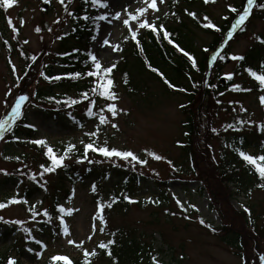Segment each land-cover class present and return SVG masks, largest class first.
<instances>
[{
	"label": "rangeland",
	"instance_id": "1",
	"mask_svg": "<svg viewBox=\"0 0 264 264\" xmlns=\"http://www.w3.org/2000/svg\"><path fill=\"white\" fill-rule=\"evenodd\" d=\"M77 1L74 0V3L70 5V10L74 11L77 9ZM171 1L173 0H165L164 4H159L158 0L160 12L155 14L160 16L158 23H163L166 29L169 28L170 24L176 22V16L171 15L172 12H176L174 3V8L172 6L167 7V4ZM239 1L216 0V3L206 5L204 0H196L191 5H186V7L188 10L195 11L198 17H200V21H202L204 15H208L213 23L218 25L223 21V15L227 14L228 5L236 4ZM125 4L128 5L129 11H135L136 7L144 6L142 3L132 2V0H119L115 10H121V5ZM45 8H49V12L44 11ZM184 9L182 8V10ZM94 11L98 15L101 10L95 9ZM165 12L168 13L167 16L164 15ZM185 14L183 11L182 16ZM185 16L183 19L189 23L188 25L191 31H193V40L196 44L203 45L208 43L210 40L209 35L204 30L194 27L192 22H190L191 17L187 14ZM6 17H11L14 24L20 29L17 39H13V33L7 24ZM21 17L25 20L22 28H20ZM57 17L61 20V24H58V26L54 23ZM152 18L154 16L150 12L149 19L151 20ZM68 19L71 20L72 18L67 16L58 0H50L49 3H45L44 0H18V4L10 9L5 10L0 8V118H3L7 114L3 104L6 98L8 103L12 104L16 96L27 93L30 96V100L24 106V113L28 114V121L35 125L36 136L34 139L46 138L52 146L57 145L60 139L70 140V142H74L77 145H80L81 140L90 142V139H96L99 144H102L106 140L110 147L133 151L142 159L147 160V164L141 165L136 161H131V158L128 161L118 157L109 159L98 153L89 152V160L92 159L94 160L93 162L97 163L99 169L102 171V175L100 178L95 177L94 179L92 178L72 185L71 192L75 188V196L68 203H65V207L79 209V211L73 212L71 216H65L66 223L69 225L70 235L64 236L62 234L57 219L58 230L54 234L52 233V236L43 239L47 245L43 255L31 262L27 258H22L25 264H46L51 256L57 254L66 255L73 261L75 258L83 255V251L81 248L76 247L75 244L69 245L67 243L69 239L76 241V243L83 240L85 242L83 247L91 251L100 241L108 238L107 235H109V231L111 230L113 232L122 231L125 235L138 238L140 241L139 246L146 251V255L142 254L141 257L145 259L147 257L148 260L152 261L151 256L157 255L161 264H242V257L245 258L247 264H260L258 257L264 254V224L262 225L264 217L262 216L258 220L257 226H259L260 232L256 235H253V231L250 229V221L252 222V211L255 215L264 210V189L255 186L248 191L244 190L242 193L237 194L235 192L236 189L233 188V194L228 199L227 195L229 191L223 188L224 185L222 184L220 190L226 194L223 196L229 200V204L224 210L220 211L216 207L217 203L212 201L210 190L204 188L202 192L198 191L200 186L205 183L191 173H184L185 171H189L190 166L188 165L189 162L186 163L183 149L180 147L181 141L185 139L184 135L186 132L183 124L187 116L184 114V108H179V105L188 104L185 97L183 98L179 94L172 95L166 93L163 89L165 85L153 79H147L144 82L146 92L141 93L140 96L129 95L117 83L114 91L119 96V100L116 103L119 108L125 109L126 112H121L114 119L110 113L105 112L110 123L101 126L98 138H89L85 135L86 132L95 130L98 117H94L95 120L90 122L89 125L77 128V126H73V123L52 121L40 116L37 109L34 112L33 108L42 102L36 99L32 93L36 92L35 87L44 85L39 73L42 71L41 64H45V61L48 60L47 56L50 52H47L46 49L54 50L57 44L56 36L70 29L69 24L65 23ZM99 23V29L95 27L92 32V35L97 36V41H93L90 38L86 48L87 51L92 50L97 54L102 65L109 66L111 63H115L120 56V51H112L111 46L119 44L124 36H130V33L128 32V28L123 25L122 20H113L111 24L106 21ZM132 23L135 26L134 22ZM37 25L42 27L41 33L34 31ZM246 26L248 29L245 33L242 36L235 37L231 41L227 55H243L246 49L256 42L255 36L257 34L264 36V21L262 19L250 17ZM49 27L53 29L52 32L47 31ZM144 31L146 30H141L138 38ZM104 37L109 39L110 44L101 48L100 44ZM25 39L29 41L27 45L23 44ZM4 40H8L11 44L19 43L20 49H23L26 59L25 56L18 55V51L10 53L7 46L3 43ZM32 55L37 56L35 63L30 59ZM9 57L17 67V75H22L25 71L28 73L19 82V87H16L17 80L12 73L11 65L8 63ZM28 64H32V67L28 68ZM235 64L236 61L226 60L222 69V79L226 80L224 77L225 73H235L233 72ZM194 76V79L193 76L191 79L188 77L189 82L194 83L198 80L197 75L195 74ZM233 77L232 82L234 81V84L241 85V88H250L252 91L227 90L222 96H219L220 103L214 105L215 102L211 100V105L206 104V106L201 108L203 113L201 112V119H198L199 129L195 140L201 144L200 148H202L203 152L201 155L207 167L211 166L214 168L217 160L216 157L224 148L223 143L225 138L237 132L231 129L227 132L224 130L230 121H236L238 118H241L254 120L257 122V125L260 122H264V106H261L258 100V97L264 93L258 90V82L250 77L247 71L241 76L235 73ZM9 88L12 90L11 95L5 97V93ZM95 96L90 93L92 99H95ZM216 97L218 96L216 95ZM230 101L234 103H229ZM109 102L112 101L101 98L93 111L99 112V109ZM41 105L45 104L41 103ZM52 105H54L52 107H55L56 103L53 101ZM240 105H243L248 110L247 113L240 112ZM77 106L81 110H86L84 104L80 103ZM208 107H210V114L204 115V111ZM190 108L192 109V107ZM234 108L236 111H233ZM69 109L74 111L73 106ZM112 123L117 124L119 127L113 128L111 126ZM209 126L215 128L217 131L209 133ZM256 127V125H245L241 130L248 134L254 132L255 135L250 134L249 137L255 139L256 144L247 149V152L254 155L264 149V133L257 134L255 132L257 130ZM10 134L6 133L5 139L0 140V169L7 170V173L11 172L15 166H19L18 164L21 165L22 161L20 159L16 160L15 157L20 158V154H27L31 157L38 151L33 150L28 145H16L13 149L17 148L21 153L16 155L13 153L7 154L5 152L7 146L5 145L10 139ZM209 145H211V148L208 147ZM39 148L41 152L43 151L46 160H48L44 154L46 149L40 146ZM145 149L148 151L145 152ZM148 152H155L165 157V159L157 161L148 155ZM92 153H95V155ZM5 157H12V159H5ZM168 161L172 163L169 164ZM112 165L124 167L133 172L137 171L155 180L165 181V192L169 194L168 204L152 203L147 199L151 197L153 200H156L155 196L149 193L153 188L139 189L134 194H129L128 196L137 202L140 199H145L146 201H141V203L137 204V202L129 203L122 198L125 203L129 204L128 208H122L119 205V200L112 204L110 208L106 207L103 212L107 220L105 232H99L100 223L97 221V232L92 240H88L87 237L91 234L93 223L92 217L95 215L97 209L98 196L102 201L107 203L113 196H116V193L120 189L117 180L110 178V175L105 172ZM32 168L34 169L35 167ZM35 169L38 170L39 168L36 167ZM2 175L4 176V173L0 172V177ZM47 176L46 187L50 190L51 181L54 178L50 175ZM92 183H96L98 186L97 194L91 192ZM17 186L18 184L7 186L0 184V201H6L13 196L22 198L21 192L17 190ZM231 188H229L230 192H232ZM249 192L251 193L250 195ZM174 196L185 204L187 212H183L178 207ZM40 201L43 203H39ZM33 204L36 205L38 212H42L43 209H48L47 207L50 206L51 200L42 197V194L39 192L37 197L27 205L23 203L13 204L6 209H0V216H3L5 219L28 221L27 227L33 228L37 222L29 221L30 213L27 210ZM190 205H195L196 208H192ZM242 205L251 210V216L244 212ZM232 208L236 210V213H233L234 215L232 214ZM239 212H244L247 222L244 221ZM172 213H175V215H172ZM226 213L228 214L226 215ZM185 216L191 217V219H186ZM229 217L231 220L233 219V225L236 229L244 232L245 244L241 248L230 242V238L223 232L222 225H225V227L231 225V220H227ZM40 218H43L42 215L38 217V220ZM200 218L204 219V225L199 223ZM207 225H211L215 231ZM11 242L10 239L0 237V252H9L10 255H16L13 250L8 251ZM102 263L104 262L95 261V264ZM113 264H116V262L114 261ZM141 264L143 263L141 262Z\"/></svg>",
	"mask_w": 264,
	"mask_h": 264
},
{
	"label": "trees",
	"instance_id": "2",
	"mask_svg": "<svg viewBox=\"0 0 264 264\" xmlns=\"http://www.w3.org/2000/svg\"><path fill=\"white\" fill-rule=\"evenodd\" d=\"M195 1L196 0H182L177 4H174L176 7L175 13L177 14L175 17L176 22L174 24H170L167 30L172 33V39L176 44H179L186 51L196 57L198 64L197 69H193L191 67L190 61L182 53L177 51L173 44H169L166 40L163 39L162 36L161 39L157 40L154 34L150 30H147L142 32V34L138 38L140 39L141 45L144 49L143 54L139 52L137 45L131 39L122 41V43L120 44L122 51H120V56L115 62L117 63V67L113 70L111 78L114 80L115 86H117L118 83L119 86L122 87L124 91L129 95L134 94V96H140L141 93H145L146 91L144 89V82H146L147 79H153L165 85L163 89L166 93L172 95L179 94L182 95L183 98L185 97L187 99L186 102H188V104L183 110L185 116H187L183 124L185 132L187 134L185 133V139L181 141L180 147L181 149H183L186 163L189 162L188 165L190 166V168L189 171H185L184 173H191L196 178H199L205 183L200 186L198 191L202 192L204 188L210 190L212 201H215L217 203L216 207H218V211H220L224 210V208L228 206V199L229 196L233 194V188L236 189L235 192L238 194L242 193V191L244 190L248 191L257 186L259 183H264V181H260L258 179V175L254 172V170L250 166L246 165V163L243 162L233 151V147L239 146L241 140L243 141V150L246 152L250 146L256 144L255 139L249 137V135L254 134V132L248 134L243 131H239L228 135V138L226 137L223 143L224 148L216 157L217 160L214 168H212L211 166L207 167L206 164H204V158L201 155L203 153L202 148H200L201 144L199 141L196 142L195 140L197 138L196 135L199 129L198 119H201V108L203 106H206V104H210L211 100L215 102L214 105L217 104V101L221 102V100L219 99L220 93L224 94V92H226L227 90H231V87L235 82H232V80L228 79H221L223 73L222 69L227 59H218L214 65L209 66V53L203 51V49L207 47L209 49V52L216 50V48L224 39V36L231 23L233 22L235 14L231 13L229 9L227 10V14L223 15V17L227 16L228 19H223V21H221V24L217 25L221 29L220 32H217L214 29H204L201 26L200 20H194L193 18H191L190 22H192V25L199 28L200 30H204L210 37L208 43L197 45L193 40V31H191V29L189 28V23H187V20L183 19V17H186V14L182 16V13L184 11L182 10V8H187L186 5H191ZM77 2L78 6L77 9L74 10V12L77 15H82L83 11L85 10V5L83 4L82 0H78ZM244 2L245 0H240L236 4H233V6L242 8ZM258 2H264V0H258ZM174 5L172 1L170 3V6L173 7ZM0 8L2 9L3 7L0 6ZM44 11L49 12V8H45ZM87 11H90V6L87 8ZM251 17L254 19L259 18L264 21V10L254 9ZM65 23L69 24L70 29L56 36H63V39L56 38L57 44L54 50L46 49L47 52H50L47 56L48 60L45 61V64H41L42 71L45 72L48 76L62 75L68 72L87 71V67L85 65V60L87 59L86 45H88V41L92 36L91 34L95 26L91 21L85 22L82 20L73 19H68V21H66ZM56 26L58 25L56 24ZM245 27L247 30L248 28L246 25ZM73 29H75V31H73ZM245 31H237L233 39H235V37L237 36H242ZM66 32L68 34L64 35ZM257 35L262 36L261 34ZM233 39L229 41L228 46L224 51V55L226 57L228 56L227 54L229 53V46ZM11 45V50L7 48L9 52L16 53V51H18V55H20V52L23 49H20L19 43H12ZM74 49H79L80 51L74 52ZM62 53H71V55H61ZM243 56L245 57L244 61H236L233 71L236 73V75L241 76L245 72V69L248 67L257 70L258 72L262 71V69H260V64L262 61H264V44H261L256 40L253 45L246 49V52L243 54ZM145 57H147V61L151 62L154 68H158L161 72H163L169 81L177 85L178 88H184L188 91L180 92L169 88L161 78V76L147 67ZM125 73L128 74L127 84L123 82ZM195 74L197 75L198 80H196L194 83L191 81L189 82L188 77L193 76L194 79ZM41 79L43 80L44 85L37 88L35 87V97L36 99L41 100V103H44L45 105H41V103L39 105L37 104V106L33 108L34 112L36 111L35 109H37V112L40 116H43L52 121L71 124L73 123V126L75 125L77 126V128H79L81 124L85 126L95 120L94 117H87L85 115V110H81L79 106H77L78 104L74 105V111H71L65 104H57L55 100L53 101L56 103V106L52 107L54 106L52 105L53 101H49L47 99L48 97H55L56 100L63 101L67 97L79 98V94L82 91L90 89L93 78H80L78 80L64 78L58 81L51 82L45 80L42 76ZM205 81H207V83H205ZM192 83L196 84L197 86L194 88ZM208 84H215L216 87H208ZM216 95L218 97H216ZM101 98L102 97H99L98 95L95 96V100L97 101L96 105H98ZM81 104H84L87 108V101H83ZM190 107H192V109ZM208 109L209 111H207ZM69 113H71V115H69ZM206 114H210V107L205 109L204 115ZM27 116L28 114H25V116L19 122H17L13 132L10 134L11 136L8 140V143H6L5 145L7 146L5 152L7 154L13 153L15 155L21 153L19 150H17V148L13 149V147H16V145H28L33 150L38 151L34 156L31 157L27 154H20V160L22 161L21 165L18 164L19 166H15V168L11 172H8L7 175H2L0 177V184L6 186L18 184L17 190L21 192L22 198H26L29 202H32L33 199L37 197V194L39 192L42 194V197L46 199L49 198V200H51V204L47 208L52 215V222L45 223L43 222L44 218H40V220H38L40 222L35 223L33 226V235L44 242L43 239L45 237L52 236V233L54 234L55 231L58 230V213L56 211V205L70 200L69 197L71 186L77 183H81L82 181H87L92 178L94 179L95 177L100 178L102 175V171L101 169H99V166L95 162L89 163L88 161H85L83 163H76V156L83 154V148L80 146V148L77 147L78 152L72 155L71 159L65 161L67 167L58 168L53 173H47L43 178L37 175V181H39V183H37L36 181H32L30 179L31 173L38 174L41 171L40 165H49V160H46L43 155V151H40L39 146L36 147L34 145L28 144V142L36 136V131L33 128L25 127V125L31 124L28 121ZM73 117H75V120L73 119ZM232 122L234 121H230L229 123ZM211 128L212 127L209 126V133L213 132V128ZM255 132L257 134L261 133L258 128ZM15 137H19L20 139L17 140L15 139ZM67 143L68 141H58L54 150H56L58 153L62 152L63 147ZM93 155H95V153ZM16 160L14 161L16 162ZM91 161L94 160L91 159ZM32 167H38L39 169H33ZM105 172L110 175V178H114L117 180L120 189L116 193V196L119 197V205L122 208L125 209L129 206V204L125 203L122 199L124 194L132 195L139 189L144 188H153V190L149 192L150 195L155 196L154 198L158 200L159 203L163 205L168 204L167 201L169 194L165 192V181H160L158 179L155 180L154 178L146 175L144 176L137 171L133 172L132 170L126 169L124 167L121 168L116 165L110 166L109 168H107V171L105 170ZM47 175H50L51 177L53 176L54 178V180L51 181L52 185L50 190H48V187L46 186V190L45 187H41V185H43L46 181ZM66 184L68 185L66 186ZM222 184L224 185L223 188L229 191L227 195L228 199H225L223 195L226 194H224V192L220 190V186ZM230 187H232V192H230ZM141 201L145 202L146 200L140 199L137 204L141 203ZM231 210L232 214L236 213V210H234L233 208ZM227 214L228 213H226V215ZM239 214L242 216L244 221L247 222L244 212H239ZM262 216L264 217V210L261 213H257L255 215L252 211V222L250 221V229L251 231H253V235H256L258 232H260L257 223ZM227 220L230 221L231 218L229 217V219ZM231 221V225H229L228 227L222 225L223 232H225V234L230 238V242L238 245L239 248H241L245 244L244 232L236 229V227L233 225L234 222ZM263 224L264 222H262V225ZM110 232L113 233L112 230L109 231V235H107L108 238H106L104 241L107 242V240L109 239L115 240V243L111 245L112 256H108L106 250H100L96 246L95 248H97L98 255L96 257L90 258L92 260V264H95V261L97 260L103 261L105 264H113L114 261L116 262V264H141V262L143 264H153V262L148 260L147 257L146 259L144 257H141L142 254L146 255V251L139 246L140 241L138 238L125 235V233H123L122 231H115L116 235L113 237ZM25 235L26 234L21 231L20 227H18L17 225L5 224L3 222H0V237H4L12 241L9 245L10 248L8 249V251L13 250L16 254L10 255L9 252H0V264H7V259L9 256L16 258L18 264H25L22 258H27L29 262L36 259L35 254L28 253L26 249L28 247H31L35 251H38L39 245H36L33 241L26 240ZM82 262L83 255L74 259V264H82ZM46 264H50V259ZM55 264H64V262L56 261Z\"/></svg>",
	"mask_w": 264,
	"mask_h": 264
},
{
	"label": "snow or ice",
	"instance_id": "3",
	"mask_svg": "<svg viewBox=\"0 0 264 264\" xmlns=\"http://www.w3.org/2000/svg\"><path fill=\"white\" fill-rule=\"evenodd\" d=\"M45 3H49L50 0H44ZM58 2L63 6L64 12L67 14L68 17H71L73 20H82V21H91L92 24L96 27V29H99L100 23L102 21H106L109 24L113 22V20H122V23L124 26L128 28V32L130 33V36H125L124 40L127 41L129 38L135 42L137 45L139 52L143 54L144 49L141 45L140 39H138V36L141 32V30H150L155 38L157 40L161 39V36L164 40H166L169 44H173L177 51L182 53L191 64V67L193 69H197V59L194 55L186 51L183 47H181L179 44H176L174 40L172 39V33H170L165 25L163 23H158L160 20L159 15H155L156 13L160 12V7L158 6V0H132V2L136 3H142L144 6L136 7L135 11H129V7L127 4L121 5V10H115V7L119 0H82L83 4L85 5V10L83 11L82 15H77L73 10H70V5L74 3V0H58ZM165 0H159V4H164ZM173 3H178V0H173ZM204 3L210 4V3H216V0H204ZM18 4V0H0V6L3 7V9L7 10L12 8L14 5ZM99 9L101 10L98 15H92L87 11L88 7ZM111 9V11H109ZM228 9L231 13L235 14V17L233 19V22L231 23L230 27L228 28L224 39L222 40L221 44L216 48V50L209 52V49L205 47L203 51L209 53V65H214L218 59L225 60L230 59L232 61H244L245 57L243 55H237V54H229L227 57L224 55V51L228 46V43L230 40L233 39L234 35L237 33V31L243 32L246 30V22L249 20L251 15L253 14L254 9H260L264 10V2H258V0H245L244 5L242 8L235 7L231 4L228 5ZM152 13L154 18L151 20L149 19V13ZM184 12L194 20H200V17H198L197 13L195 11H189L187 8L184 9ZM165 16L168 15L167 12L164 13ZM171 15L176 16L177 14L175 12H172ZM223 19L227 20L228 17L225 16ZM6 21L8 26L10 27L12 33H13V39H17L19 37V28L14 24L13 19L11 17H6ZM135 26L133 25V23ZM55 24H60L61 20L59 17L54 21ZM25 24V20L21 17L20 18V28H22ZM201 26L204 29H214L217 32H220L221 29L213 23V21L208 17V15H204L201 21ZM42 27L37 25L34 29L36 33L42 32ZM47 31L52 32L53 29L49 27ZM75 31V29H73ZM66 32L64 35H67ZM57 39H63V36H58ZM91 39L93 41H97V36L92 35ZM255 39L261 43L264 44V37L262 36H255ZM3 43L7 46L9 50H11L12 45L9 43L8 40H4ZM29 41L25 39L23 41V44L27 45ZM110 44V41L107 37L102 38V42L100 44V47L103 48L104 46H107ZM112 51L119 52L122 51V48L119 44H114L111 46ZM74 52H79V49H74ZM21 56H25V53L23 50L20 52ZM61 55H71V53H62ZM87 59L85 60V65L87 67V71L85 72H68L64 73L62 75H56V76H48L45 72L41 71L39 74L42 76L45 80L48 81H58L64 78L72 79V80H78L80 78H93L91 82V87L89 90L82 91L79 94V98H73V97H67L65 100H56L55 97H48L47 99L49 101L55 100L57 104H65L67 107L71 108L74 105L80 104L83 101H88V106L85 110V115L89 118L92 117H98V123L95 126V130L86 132L85 135L89 138H98L101 126L106 125L110 123L109 118L107 115H105V112L110 113L111 117L114 119L117 117L121 112H126L125 109L119 108L116 101L119 100V96L114 91L115 88V82L111 78V75L113 73V70L117 67V63H111L110 66H104L101 63V60L98 59L97 54L92 51H87ZM31 61L35 63L37 60L36 55H32L30 57ZM147 67L151 69L153 72H156L161 78L164 80V82L168 85L169 88H172L174 90L180 91V92H187V89L184 88H178L177 85L173 84L171 81L168 80V78L165 76L163 72H161L158 68H154L151 64V62L147 61V57H145ZM9 65H11V70L13 75L16 77L17 84L16 87H19V82L23 80L27 75V71H25L22 75H17V67L15 63L11 60L9 57L8 59ZM28 68L32 67V64L27 65ZM47 67V66H46ZM260 69L264 70V61L260 64ZM245 71L248 72L250 77L254 78L255 81L258 82V90L262 93H264V71H257L254 70L251 67H248L245 69ZM233 73H225L224 77L228 80L233 79ZM189 79H191V76H189ZM125 84L128 83V74H124V81ZM207 83V81H205ZM197 85L193 84V87L195 88ZM208 87L215 88V84H208ZM232 91H245L250 92L252 89L250 88H241V85L234 84L231 88ZM11 88L5 93V97L11 95ZM90 93L93 95H98L99 97L105 98L107 101H112L109 103H106L104 107H101L99 109V112L93 111L94 107L97 104V101L95 99H92L90 97ZM32 95H36V93H32ZM222 96L223 93H220ZM30 100V96L27 93H22L14 98V103L9 104L7 98L3 101L4 107L7 111V114L3 116V118H0V140L5 139L6 133H12L17 122L20 121L24 117V106L26 102ZM259 103L261 106H264V94L260 95L258 97ZM217 103H220V101H217ZM234 103V102H229ZM238 103V102H235ZM185 104H180L179 108L183 109L185 108ZM240 112L247 113V109L243 107V105H240ZM233 111H236L234 108ZM71 115V113H69ZM75 120V117H73ZM247 126H253L256 125L258 127V130L262 133H264V122H260L257 125V122L251 119L245 120L238 118L236 121L232 123H228L224 130L227 132L229 129L234 131H241L243 127ZM111 126L113 128H118L119 126L115 123H112ZM25 127L28 128H35L34 124H27ZM80 127H83V124L80 125ZM213 132H216L217 130L215 128L212 129ZM187 134V133H186ZM15 139L19 140V137H15ZM30 143L40 146L42 148H45V156L50 161L49 165H40L41 171L37 173H31L30 179L32 181H37V175H39L41 178L45 176L47 173H53L58 168H65L67 167V164L65 163L66 160L71 159L72 155L76 154L78 152L77 145L71 142H68L62 149V152L58 153L56 150H54V147L49 144L46 138H40L29 141ZM80 144L83 146V154L76 156V163H83L84 161H88L89 163H93V161L89 160V152H95L100 155H102L105 158H113L118 157L122 158L125 161H128L129 158H131V161H136L141 165L147 164V160L142 159L138 155H136L131 150H120L116 147H110L108 145V142L105 140L102 144L97 143L96 139H90V142H85L84 140L80 141ZM227 146V145H225ZM208 147L211 148V145ZM148 150L145 149V152ZM233 151L238 155V157L246 163V165L250 166L254 172L258 175V179L260 181H264V149L260 151L259 154H251L249 152H246L243 150V141L241 140V143L239 146H234ZM148 155L153 157L155 160H163L165 157H162L161 155L156 154L155 152H148ZM5 159H12V157H5ZM15 159H20L19 157H15ZM169 164H171V161H168ZM26 167V166H25ZM0 172H3L5 175H7V170L0 169ZM47 181L44 182L41 187L46 186ZM257 187L264 189V183H259ZM46 190V187H45ZM91 192L93 194H97L98 192V186L96 183H92L91 185ZM251 193L249 192V195ZM75 196V188L72 189L71 196L69 199ZM176 204L178 207L183 211L187 212V208L185 207V204L181 202L179 198H176ZM123 199L127 200L129 203H136L137 201L134 200L132 197L128 195H123ZM152 203H159L158 200H153L151 197L147 198ZM119 200V197L113 196L109 202L105 203L102 201V199L98 196L97 199V209L95 215L92 217V228H91V234L87 237L88 240H92L93 236L97 232V221L100 223L99 232L104 233L105 229L107 227V220L105 219L103 212L106 207L110 208L112 204L116 203ZM29 204V201L26 198H18L17 196H13L6 201H0V209H6L8 206L13 204ZM39 203H43L40 201ZM192 208H196L195 205H190ZM243 210L245 213H247L249 216H251V210L243 206ZM28 212L30 213L29 221L37 222L38 217L42 215L44 218L43 222L45 223H51L52 222V215L49 212L48 209H43L42 212H38L36 210V205H31L28 209ZM198 210V209H197ZM56 211L58 213L57 219L59 221V226L62 230V234L64 236L70 235L69 225L66 223L65 216H71L73 212L79 211V209H74L71 207H65L63 204H57L56 205ZM167 212V210H165ZM172 215H175V213H172ZM186 219H191V217L185 216ZM0 222H3L5 224H14L20 226V230L23 231L25 235V239L28 241H33L36 245H39L40 251H35L33 248L28 247L26 251L28 253H34L37 258H40L43 255L44 250L46 249L47 245L40 239H38L35 235H33V228L27 227L28 221L21 220V219H5L3 216H0ZM199 223L201 225L205 224V221L203 218L199 219ZM209 228H212L211 225H207ZM213 231H215L214 228H212ZM111 235L114 237L116 235L115 232L111 233ZM69 245L75 244L76 247L81 248L83 251V262L82 264H92L91 257H96L98 255L97 248L100 250H106L108 256H112L111 252V245L115 243L114 239H109L107 242L100 241L97 244V248L92 249L89 251L84 246V241L81 240L79 243H76V241L69 239L67 241ZM260 264H264V254H261L259 257ZM151 260L153 264H161V261L157 258V255H152ZM56 261H63L64 264H73V262L69 259L66 255H53L50 257V264H55ZM7 264H18V261L16 258L9 256L7 259ZM242 264H247L244 257H242Z\"/></svg>",
	"mask_w": 264,
	"mask_h": 264
}]
</instances>
